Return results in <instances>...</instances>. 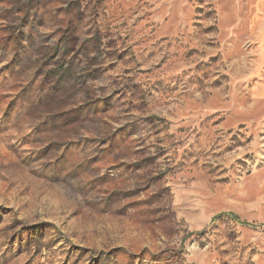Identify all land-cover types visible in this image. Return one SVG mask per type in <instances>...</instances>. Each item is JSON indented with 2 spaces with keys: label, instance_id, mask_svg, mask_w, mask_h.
Segmentation results:
<instances>
[{
  "label": "rangeland",
  "instance_id": "rangeland-1",
  "mask_svg": "<svg viewBox=\"0 0 264 264\" xmlns=\"http://www.w3.org/2000/svg\"><path fill=\"white\" fill-rule=\"evenodd\" d=\"M0 264H264V0H0Z\"/></svg>",
  "mask_w": 264,
  "mask_h": 264
}]
</instances>
